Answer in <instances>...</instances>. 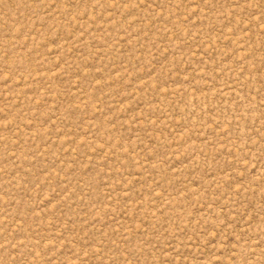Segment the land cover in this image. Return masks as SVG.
<instances>
[{
  "label": "rangeland",
  "instance_id": "1",
  "mask_svg": "<svg viewBox=\"0 0 264 264\" xmlns=\"http://www.w3.org/2000/svg\"><path fill=\"white\" fill-rule=\"evenodd\" d=\"M0 264H264V0H0Z\"/></svg>",
  "mask_w": 264,
  "mask_h": 264
}]
</instances>
